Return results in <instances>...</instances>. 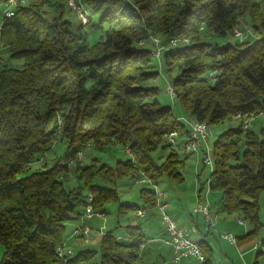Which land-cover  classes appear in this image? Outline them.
Listing matches in <instances>:
<instances>
[{
	"label": "trees",
	"instance_id": "1",
	"mask_svg": "<svg viewBox=\"0 0 264 264\" xmlns=\"http://www.w3.org/2000/svg\"><path fill=\"white\" fill-rule=\"evenodd\" d=\"M15 1L10 17L0 13V264H59L65 222L80 216L88 194L93 209L114 204L117 216L154 207V189L146 186L140 204L122 203L115 184L123 177L149 185L182 179L174 150L159 164L151 157L158 146L171 147L168 133L188 137L187 125L146 85L158 75L151 36L165 46L156 60L182 114L221 129L208 155V193L217 211L247 226L236 245L253 244L264 225V127L243 129L241 121L264 115V0H76L87 17L76 26L64 0ZM236 29L245 39L234 37ZM87 144H118L129 155L112 167L83 165L76 155ZM56 145L62 152L50 164L30 168ZM115 228H105L97 250L78 251L67 264L95 257L98 264H137L146 239L141 223ZM254 243L258 259L264 238ZM198 245L210 264L211 249Z\"/></svg>",
	"mask_w": 264,
	"mask_h": 264
},
{
	"label": "rangeland",
	"instance_id": "2",
	"mask_svg": "<svg viewBox=\"0 0 264 264\" xmlns=\"http://www.w3.org/2000/svg\"><path fill=\"white\" fill-rule=\"evenodd\" d=\"M72 1L76 2V0H72ZM77 1H80V0H77ZM63 2H66L67 5L71 9L73 8L71 5H69L70 0H64ZM2 10H3V8H0V13L2 12ZM74 13H75V11H74ZM75 14H76L75 16L73 15L71 17L73 26H76L79 23L78 18H80L81 22H83L82 18L77 13H75ZM236 30L240 31V29H236ZM96 35L97 34L95 31L90 32V34L88 36V40L89 41L94 40L96 38ZM204 35L207 38H212L213 40L220 41L212 33H207ZM246 35H247L248 39H252L251 38L252 36L250 35V33L248 31H247ZM234 37L238 38V39H242V40L245 39V36L243 35V33H241V31H240V36H234ZM19 63H21L20 60H12L10 65H18ZM152 64H154V66H155L154 69H156V71H158V75L153 80L146 82V85L156 87L157 88V98L159 99V102L162 105L171 106L174 114H176L177 117H181L182 121L186 124V119H188V117L185 116L184 114H182L177 103H175L174 101H173L174 103H171L170 99H168L167 95L165 94L164 87H165L166 83H169V81H168L166 74L160 68L159 61L153 57L152 58ZM256 117H258V115ZM256 117H253L249 121L248 127L250 129H253V128L255 129L257 119H258ZM259 118L263 119V116L260 115ZM262 127H264V126H262ZM219 130H221L220 127H218V128L213 127L211 129L210 128L208 129V137H207L208 139H207L206 145H207L208 155L210 157H211L212 145L215 141L216 135L219 132ZM61 150H62L61 145L60 146L56 145L53 148V152H49L43 158L42 161L30 165V168H32V169L38 168V167L43 165L42 162H44V164H50V159L54 157V154H57V155L61 154V152H62ZM170 150H174L177 154L176 159L179 161H182V165L179 168L182 180L176 181L172 178H162L157 183V185L153 186L151 184L149 185V184H144V183L143 184H136V183H134V180L132 177H123L120 180H117L116 184H115L117 191L120 195V200L122 203L124 202L126 204H130V203H137L138 202V204H139L140 202L137 199L131 200V198H132L131 196H132V194H134L137 198L139 189L142 186H146L147 188L152 189V190L154 189L155 191L156 190H164L168 194L172 195V197H174V194H176L179 198V203H180L181 207L183 209H185L186 205L190 204V202H191V196H193V198H195L196 189L198 188V186H200L202 184L203 185L202 191L203 192L205 191V189L207 188L206 180H207L208 174L210 172L209 166L204 164L202 161V159L206 155L205 147H202V148L197 147L193 151L186 150L183 147L180 140H178V141H176L175 144H171V147L163 148V147H161V145L158 146L151 153V157L157 164H159L165 160L166 155L170 152ZM85 152H86V155H85ZM128 155L129 154H128L127 150L118 144H108L105 147L103 146V148L100 150L94 149L92 146L89 147V144H87L86 148L82 152L81 156L76 158V160L81 161L83 165H87L89 163H94L97 166H99L100 164H105L108 167H112L115 165V162L117 160H125L128 158ZM213 197H215V196H213L212 194L209 195V200L212 201ZM258 205H259V214H258L259 221L261 223H263L264 222V191L261 192L259 197H258ZM143 208L144 207H142L141 209H143ZM151 209H155V208L151 207V208H147L146 210L149 211ZM105 211H106V213L104 214V220H105L104 222L100 218L93 217V218L87 219L86 224L83 223L84 226L85 225L88 227L90 225L96 226V224L98 222L97 227H99L100 225H104V228H106V230H111L117 226L116 225L117 222H119V223L122 222V219H121L122 216H117L116 206L114 204H109L108 206H106ZM128 213H130V212H128ZM218 213H220V217L218 216L217 220L216 219L214 220L216 226H215V228L211 227V231H212V234L214 236L216 235V237H217V233H216L217 231H224L226 229L230 230L233 233V236H240L242 229H245V231H247V229H248L247 226L243 222H242V225L239 224L238 218L235 217L234 215L227 216L223 212H218ZM135 215H137V214H135ZM120 229L121 228H119V230ZM117 230H118V228H115V232ZM219 233H221V232H219ZM190 238L193 240L199 239L198 236H194L193 234H190ZM260 238H264V225H262L258 228L257 233L255 235V241L254 242L259 240ZM213 240H218V241L214 242ZM212 241L214 242V248H215V250L213 248L214 251H213L212 255H214V257H215V253H216V256H219L220 261H223V263L228 261V259L226 258V257H228L231 261L235 262L236 264H242L244 262L243 261L244 259L247 260L249 262V264H264V255H260L258 257V259H256V250L254 248L256 243H254V242H253V244H251L249 246V248L246 247L245 249L241 250L238 248L237 245L230 244L228 241H226L222 238H219V236L215 239L213 238ZM156 245H158L159 249L161 248L160 250L163 252V256L165 257L164 264H172L171 263V254H170V256H168L169 258L167 257V254H168L167 247L170 249H171V247L167 244L162 243L161 241L156 243ZM88 248L93 249V250H97L98 244L97 243L94 245L91 244L88 246ZM152 248H153V245H152ZM261 248H263V247H261ZM142 249H143V252L141 253L140 261H138L137 264H162L161 262H153V261L148 260L146 258V256H144L145 246ZM2 252H3V248L0 245V259L2 256ZM212 258H213V256H212ZM195 260L196 259L193 257H184L179 261L178 264H183L184 262L185 263L188 262L189 264H196L197 262ZM254 262H256V263H254ZM82 264H98V259H97V257H95V259L92 262L82 263Z\"/></svg>",
	"mask_w": 264,
	"mask_h": 264
},
{
	"label": "crops",
	"instance_id": "3",
	"mask_svg": "<svg viewBox=\"0 0 264 264\" xmlns=\"http://www.w3.org/2000/svg\"><path fill=\"white\" fill-rule=\"evenodd\" d=\"M6 57H7V55H4V59ZM165 94H166V92H165ZM167 97H168V99H170L171 103H174L173 102L174 100H172L168 95H167ZM259 116L260 115H258V117H256L258 119H257L255 129H257V130L263 128L262 126H264V115H262L263 119H260ZM207 139H206V142H207ZM178 140H180V142L183 145V142L185 141V139L184 138H178L176 141H178ZM205 144H207V143H205ZM200 188H201V185L198 186V188L196 189L195 198H193V196H191V202H190V204L186 205L185 209H183L181 207V205L179 203V198L176 194H174V197H172V195L168 194L166 191L160 190V191L164 192V195H163L164 198L162 197L163 199L162 198L161 199L166 204L165 211L175 221L176 225L181 227L188 234L189 237H190V234H193L194 236H198L199 239H194V240L192 239V240L193 241L196 240L195 242H197V243L201 242L203 249H204V247L210 248L211 252L213 254V251L215 250L214 242H217L218 240H213L214 241L213 242L212 239L217 238L219 236V232H230V233H232V232L230 230L226 229L224 231H217L216 232L217 237H216V235L214 236L212 234L211 227L215 228V226H216L215 222L213 221V226H210L209 222L206 221L201 215L195 214L193 212L194 206L201 199V195L204 194V192H205V191L204 192L201 191ZM209 195L210 194L207 193V198H208L209 205H210V213L212 214L214 220L215 219L217 220L218 216L220 217V213H218L219 211H217L216 207L213 205L214 202L216 201V197H213L212 201H210ZM131 197H132L131 200L137 199L140 202L139 192H138L137 198L134 194H132ZM131 204H138V202L137 203H131ZM103 213L105 214L106 211ZM158 215L159 214L155 209L149 210L142 217L136 216L134 211L127 213L125 215L120 214L119 216H122V218H121L122 222L121 223L117 222L118 224H116V225L123 227L126 224L132 225L135 223H141V227H142V229L146 235V239L144 241V246H145L144 256H146V258L150 261L161 262L162 264H164L165 257L163 256V252L160 250L161 248L159 249L158 245H156V243L160 242L159 239L166 235L163 231L164 227H163V224L160 221V218ZM86 222H87V220L81 221L79 216L77 217L75 215H71L70 218L65 222L66 238H65V242H64V251H65L66 255H68L69 257H72L78 251H81L84 248L85 249L88 248L89 245H91V244L94 245L96 243L98 244V242H99L101 235L94 233L96 230H94L92 232V237L90 238V240L88 242H83L80 234H76V235L72 234V231L74 230V228L79 226L80 223L86 224ZM238 223L242 225V222L238 221ZM97 224H98V222H97ZM121 231L122 230L118 229L115 233L121 234ZM246 232L247 231H245V229H242L241 235L235 236V238H242L246 234ZM118 236H120V235H118ZM152 245H153V248H152ZM248 245H249L248 243L242 244V245H239L238 248L241 250L245 249L246 247L249 248ZM213 248H214V250H213ZM167 249H168L167 257L170 256V254L172 257L171 249L168 247H167ZM212 256H213V258L211 257L210 262H220L221 264H225V263L226 264H236L235 262L231 261L228 257H226L228 259V261L223 263V261H220V259H219L220 257L216 256V253H215V257H214V255H212ZM243 261L244 262L242 264H249V262L247 260L244 259ZM183 264H189V263L184 262ZM196 264H198V262Z\"/></svg>",
	"mask_w": 264,
	"mask_h": 264
},
{
	"label": "built area",
	"instance_id": "4",
	"mask_svg": "<svg viewBox=\"0 0 264 264\" xmlns=\"http://www.w3.org/2000/svg\"><path fill=\"white\" fill-rule=\"evenodd\" d=\"M14 6L15 5H10L9 2L7 1L6 8L3 10L2 15L5 17H10L13 13L12 8ZM73 10L79 16L86 15L85 9H77L73 5ZM181 41L185 42L186 40L181 38ZM151 42L155 46V50H156L157 54H158V49L164 47V44L161 42L160 39H152ZM169 44H174V39H170ZM158 59H159V57H158ZM164 90H165L166 94L172 99V97L169 94V90L167 88V83L164 87ZM236 117H237V115H236ZM178 119H180L182 121L181 117H178ZM241 122H242V128H243L244 124H246V121H241ZM186 125L188 127V137L183 142V147L186 150H191V151L195 150L197 147H200V148L205 147L206 155L202 159V161L204 164L209 165V160L207 158V146L205 144L206 139L208 137V127L204 123L195 121V120L190 119V118L186 119ZM176 136H177V134L175 132L168 133L167 134L168 142L170 144H175L176 143ZM127 152H128V150H127ZM81 154H82V152L79 151L76 155V158L81 156ZM134 183L142 184V177H139L137 179L135 178ZM153 186H155V185H153ZM207 193H208V188H206L204 194L201 195V199L194 206L193 212L195 214L201 215L206 221L209 222L210 226H213L214 218H213L212 214L210 213V205H209V201L207 198ZM154 194H155V198H156V194H164V192L160 191V190H156V191L154 190ZM91 200H92V197L90 194H88L87 203L83 207V210L79 216L80 220L84 221V220H87V219H90L93 217H97V218L102 219V221L104 222L105 221L104 220V213L101 211H98L96 209H93V207L91 206ZM154 204L157 205V212L159 214L158 216L160 218V221L163 224V227H164L163 231L166 234L164 237L160 238L159 240L162 243L167 244L171 247V251H172L171 262H172V264H178L179 261L184 257H193L196 259L198 264H206L205 263L206 258L204 256L201 248L199 247L198 243L193 241L192 239H190L188 234L181 227L177 226L175 221L165 211V206H166L165 202L164 203H156V199H155ZM147 212H148V210L139 208L137 210L136 216L142 217ZM104 231H105L104 225H100L94 233L102 236ZM92 232H93V230L90 227H88L86 225L84 226L83 223H80L79 226L74 228V230L72 231V234L73 235L80 234L83 242H88V240L92 236ZM219 237L228 241L230 244L236 245V238L230 232H221V233H219ZM117 239H122V237L117 236ZM143 247H144V242L139 245V249H142ZM55 254L61 260V262L59 264H67L68 255H66V253L64 251V245L61 247L60 246L57 247L55 250ZM210 264H221V263L220 262H211Z\"/></svg>",
	"mask_w": 264,
	"mask_h": 264
},
{
	"label": "bare ground",
	"instance_id": "5",
	"mask_svg": "<svg viewBox=\"0 0 264 264\" xmlns=\"http://www.w3.org/2000/svg\"><path fill=\"white\" fill-rule=\"evenodd\" d=\"M8 2H9V4L10 5H15L16 4V1L15 0H8ZM69 5H71L72 7H73V5H74V7H76L77 9H84L82 6H81V4H79V3H76V2H73V1H71L70 0V3H69ZM73 9V8H72ZM81 18H82V20H83V22L85 23L86 21H87V17H86V15H83V16H80ZM0 28H1V22H0ZM234 35L235 36H240V31H238V30H235V32H234ZM184 40H186L184 43H188L189 42V39L187 38V37H182ZM152 39H160L158 36H151L150 37V41H152ZM172 39H174V44H169V45H171V46H176L177 45V43H178V39H176V38H172ZM181 40V39H180ZM154 46V45H153ZM167 47V46H166ZM165 48V46L164 47H162V48H159L158 49V54H157V52H156V50H155V46L152 48L153 49V51H152V56L155 58V59H157L159 56H160V52H161V50L162 49H164ZM169 48H171V47H169ZM167 88H168V90H169V94H170V96L172 97V98H174L175 97V93H174V90H173V88H172V86L169 84V83H167ZM251 120V117L250 116H248V115H243L242 116V121H246V124H244V127H243V129H247L248 128V124H249V121ZM207 158H208V160H209V165L208 166H211V161H210V158H209V156H208V154H207ZM211 168V167H210ZM143 181H145L144 179H142V182ZM163 195L164 194H156V203H164L163 201H162V199L164 198L163 197ZM163 197V198H162ZM162 198V199H161ZM154 208L156 209V211H157V205H155L154 204ZM141 209V208H140ZM144 209V208H143ZM138 210V209H137ZM137 210L135 211V214H137Z\"/></svg>",
	"mask_w": 264,
	"mask_h": 264
}]
</instances>
